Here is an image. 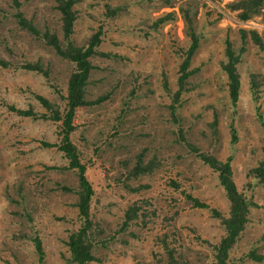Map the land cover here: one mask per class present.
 <instances>
[{
  "label": "rangeland",
  "instance_id": "1",
  "mask_svg": "<svg viewBox=\"0 0 264 264\" xmlns=\"http://www.w3.org/2000/svg\"><path fill=\"white\" fill-rule=\"evenodd\" d=\"M18 1L39 30L62 37L54 0ZM232 1L77 0L74 5V43L83 45L101 27L99 49L119 55L89 58L94 67L84 97L109 95L77 107L69 133L93 190L88 212L96 260L86 264H214L210 245L219 242L224 228L187 196L223 217L229 202L217 173L185 142L221 160L232 154L237 189L258 207L249 209L227 264H264L247 256L250 250L264 256V183L250 172L264 157V128L257 116L258 110L264 120V54L248 32L263 34L264 7L242 21L229 9ZM108 9L116 11L109 15ZM14 11L11 0H0V59L9 63L0 66V264H73L67 242L82 224L75 205L78 177L76 169L61 168L68 165L57 148L61 121L40 118L49 112L36 99L42 96L62 112L73 65L23 29ZM170 11L175 19L151 30L150 21ZM184 11L200 39L189 65L197 70L187 78L173 118L162 82L165 75L167 87L176 88L183 56L176 47L187 49L190 43ZM239 29L246 30L244 39ZM226 37L233 51L244 46L235 64L240 84L235 107L222 70ZM21 61L39 62L47 77L20 68ZM9 106L34 115H19ZM139 155L153 169L128 176ZM132 205L136 217L123 226ZM34 238L41 245L40 260Z\"/></svg>",
  "mask_w": 264,
  "mask_h": 264
},
{
  "label": "trees",
  "instance_id": "2",
  "mask_svg": "<svg viewBox=\"0 0 264 264\" xmlns=\"http://www.w3.org/2000/svg\"><path fill=\"white\" fill-rule=\"evenodd\" d=\"M54 2L56 4L55 9L60 14V29L62 35L61 38H59L53 31H49L46 28L43 31L39 30L30 19H27L23 16L22 12L19 10V1L11 0V3L15 10L13 16L15 17L16 22L23 29H26L31 34H33L36 38L41 39L46 45L53 47L58 56L67 59L73 65V69L70 72L67 81L66 95L62 97V100L66 101V105L64 106V109H62V112H60L56 106L54 108V104H51L46 98L37 95L36 99L46 109V112H49L39 115L40 118H50L53 121L60 120L62 123L61 131L63 133V136L60 139V143L57 145V148L67 159L68 165L61 168L76 169V174L78 177V189L75 190V193L77 195V201L75 205L78 209L79 216L82 218V224L77 231L69 235L67 246L70 252V259L68 260H70V262H72L73 264H86L88 262L96 260L91 254V247L93 246L91 236H93V234L91 228L92 224L88 212L89 202L93 190L90 183L86 179V176L84 175L85 166L80 163L78 159L77 149L69 140V133L74 130L72 119L77 107L90 106L94 103H100L106 98L105 96L109 95L104 94L102 96H99L95 100H87L84 97L89 73L90 70L94 67L93 64L89 61V58L95 56L119 58V55L99 49L102 38L101 27H99L97 31L92 33L83 45H76L74 43V37H72V35L74 33V24L76 20L74 5L76 4L77 0H54ZM228 7L231 10L238 11V18L242 21H245L251 18V16L256 15L264 7V0H233L228 4ZM115 11V9H108L107 14L113 15ZM181 16L184 20V23L187 25V34L189 35L190 43L187 49L176 47V51L180 50L181 55L183 53V56H181V63L179 64L178 75L176 77V88L169 89L167 87V80L165 75H163L162 82L164 90H167V96L171 101L168 106L173 118L175 117L176 109L179 106L181 94L184 90H186V80L193 72L197 70L195 68H189V65L190 59L194 51L197 49L200 40L199 35L196 34V31H194L193 27L191 26V20L188 17V13L186 14L184 11ZM174 19V12L170 11L167 13H163L150 21V28L151 30H157L162 23L170 22ZM248 32L253 43L258 47L259 51L264 54V32L263 34H258L253 30H250ZM239 33L244 39L246 30L239 29ZM243 50L244 46L242 45L239 48L238 52L233 51V49L231 48V42L226 37L224 54L227 60L225 63H222V70L227 75L228 93L231 100V105L233 107L236 106L240 86L235 64L237 63L238 58ZM8 64L9 63L0 59V66L6 67ZM20 68H23L27 71H35L36 73L41 74L43 77H47L48 75L47 71L42 68L39 62L32 63L21 61ZM9 109L23 116L34 115L31 109L23 111L13 106H9ZM257 116L261 126L264 128V120L258 110ZM215 122L216 119L214 118V120L212 121L213 126ZM230 130L231 142L234 144V142H236L237 140V136L233 124L230 125ZM179 138H181V140L184 139L181 134H179ZM184 144L190 152L195 154L205 165L209 166L217 173L218 182L222 186L223 191L225 192V196L229 202L228 215L223 217L216 209L211 208L209 205L202 203L197 199H193L187 196V198L192 200L194 206L199 208H206L214 217L220 219V222L224 228V235L218 243L212 244L210 245V247L213 248L212 252L214 253L215 257L214 264H227L230 249L236 243L238 237L248 223L249 209L251 207H258V205L255 202H252L249 196L247 197L237 189L232 173V154L227 155L224 160H221L216 158L209 151L202 152L195 145H192L188 142H185ZM42 145L46 147H53L56 145V143L44 142L42 143ZM152 167L153 165L151 163L142 164V158L141 155H139L134 162V165L127 172V175L136 177L139 173L149 172L151 169H153ZM250 172L254 174V178L259 184L264 183V157L258 162L256 167L250 169ZM65 189L69 190V188ZM137 210L138 208L134 205L130 206V208L124 214V219L122 222L123 226H125L129 221L136 217ZM33 242L38 253V259L40 260L43 256L40 242L37 238H34ZM247 256L256 262H262L264 260V256L255 253L254 250H250L247 253ZM171 257V254H169L170 259ZM169 263L172 264L173 261L170 260ZM40 264H43L42 260L40 261Z\"/></svg>",
  "mask_w": 264,
  "mask_h": 264
}]
</instances>
